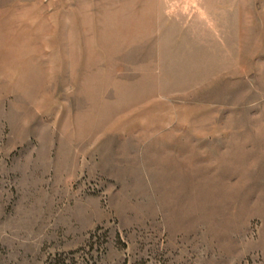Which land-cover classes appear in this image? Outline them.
Returning <instances> with one entry per match:
<instances>
[{"label": "rangeland", "instance_id": "374dc122", "mask_svg": "<svg viewBox=\"0 0 264 264\" xmlns=\"http://www.w3.org/2000/svg\"><path fill=\"white\" fill-rule=\"evenodd\" d=\"M0 264H264V0H0Z\"/></svg>", "mask_w": 264, "mask_h": 264}]
</instances>
